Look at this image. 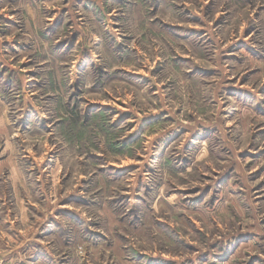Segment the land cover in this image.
Wrapping results in <instances>:
<instances>
[{"label": "rangeland", "instance_id": "1", "mask_svg": "<svg viewBox=\"0 0 264 264\" xmlns=\"http://www.w3.org/2000/svg\"><path fill=\"white\" fill-rule=\"evenodd\" d=\"M0 264H264V0H0Z\"/></svg>", "mask_w": 264, "mask_h": 264}]
</instances>
